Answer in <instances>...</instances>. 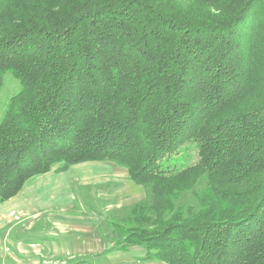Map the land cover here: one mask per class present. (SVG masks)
<instances>
[{
    "label": "trees",
    "instance_id": "1",
    "mask_svg": "<svg viewBox=\"0 0 264 264\" xmlns=\"http://www.w3.org/2000/svg\"><path fill=\"white\" fill-rule=\"evenodd\" d=\"M7 72L0 203L114 161L144 197L113 248L264 264V0H0V87Z\"/></svg>",
    "mask_w": 264,
    "mask_h": 264
},
{
    "label": "crops",
    "instance_id": "2",
    "mask_svg": "<svg viewBox=\"0 0 264 264\" xmlns=\"http://www.w3.org/2000/svg\"><path fill=\"white\" fill-rule=\"evenodd\" d=\"M118 172L114 162L99 160L29 177L15 196L0 203V243L8 247L0 249V261L32 260L31 264H39L46 255L54 259L95 256L107 260L112 247L108 239L110 222L118 218L121 208L129 209L144 197L143 188L132 185L125 171L120 179ZM71 176L85 187V199H73ZM109 186L114 192L105 199L100 188ZM123 194L126 198L121 197ZM55 195L60 198L58 202L52 199Z\"/></svg>",
    "mask_w": 264,
    "mask_h": 264
},
{
    "label": "rangeland",
    "instance_id": "3",
    "mask_svg": "<svg viewBox=\"0 0 264 264\" xmlns=\"http://www.w3.org/2000/svg\"><path fill=\"white\" fill-rule=\"evenodd\" d=\"M3 84L0 87V118L2 117L4 111H5V106L6 103L8 101V99L12 96L13 93L17 92L20 89V83L18 80H16L12 74L10 72H7L4 74L3 76ZM194 149L189 150V154H190V158L188 160H190L189 162H195L196 158L194 155ZM114 162V161H113ZM111 161V163H113ZM109 163V162H108ZM117 167L119 168V172L118 177L124 178L123 172H126V169L119 166L116 162H114ZM122 169H124V171H121ZM126 174V173H125ZM71 179V188L72 189V197L75 201H81L83 199H85V196L88 195L87 191H84L85 187L82 186L81 181L76 180L75 178H73L72 176L70 177ZM131 181V180H130ZM133 183V182H130ZM79 185V186H78ZM135 186H138L140 189L142 188L140 185L137 184H132ZM204 185V182H199V184L197 185V188L201 187ZM76 187H79L77 189H75ZM121 188V186H120ZM100 190H102L105 199L109 198V196L112 192H114V189H112V187H106L104 188H100ZM100 190H97L98 192H100ZM125 194V192H124ZM121 195V197L126 198L125 196ZM139 196V192L137 191V197ZM121 198V199H123ZM53 201L58 202V200H60L59 196L57 197L56 195L52 197ZM115 199V196L114 198ZM180 203H194V199L193 196L191 194H186L185 196L180 198ZM127 212H128V208H121L117 215L118 218L115 220L117 222H122V220L124 218L127 217ZM109 229L110 232L108 233V239H109V244L110 245H114L115 240L118 239V236L116 233H113V229L112 226L109 225ZM2 246H0V249L3 247H7L5 245V243H0ZM8 249V247H7ZM118 248H109V254H107V260L104 259V257H102V259L99 258H95V256H88V257H77L74 260L73 259H69V258H59V259H54L53 257H50L49 255H46L44 257V259H41L39 264H166L160 261H153V260H145L142 261L141 259L144 258L145 255V249H143L142 247L136 246V245H130L129 249L127 251H123L122 253H118ZM111 252H115V253H111ZM58 260V261H56ZM65 261V262H64ZM64 262V263H62ZM31 261H23V260H17V261H11V260H4L3 262L0 261V264H31Z\"/></svg>",
    "mask_w": 264,
    "mask_h": 264
}]
</instances>
